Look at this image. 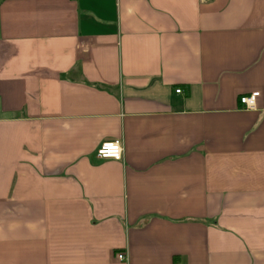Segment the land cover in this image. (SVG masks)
<instances>
[{
  "label": "crops",
  "instance_id": "obj_1",
  "mask_svg": "<svg viewBox=\"0 0 264 264\" xmlns=\"http://www.w3.org/2000/svg\"><path fill=\"white\" fill-rule=\"evenodd\" d=\"M0 264H264V0H0Z\"/></svg>",
  "mask_w": 264,
  "mask_h": 264
},
{
  "label": "built area",
  "instance_id": "obj_2",
  "mask_svg": "<svg viewBox=\"0 0 264 264\" xmlns=\"http://www.w3.org/2000/svg\"><path fill=\"white\" fill-rule=\"evenodd\" d=\"M176 93H180L181 89L176 88ZM258 91H252L249 94H243L239 97V101L244 105L246 109H252L256 104V97L258 96ZM96 154L100 158H111L114 160H121L123 158V143L121 139L106 140L99 144L96 149ZM125 254L119 253L118 258L120 260L125 259Z\"/></svg>",
  "mask_w": 264,
  "mask_h": 264
}]
</instances>
